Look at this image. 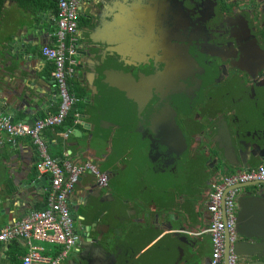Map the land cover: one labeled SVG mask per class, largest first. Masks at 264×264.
Instances as JSON below:
<instances>
[{"label": "flooded vegetation", "instance_id": "af4514ba", "mask_svg": "<svg viewBox=\"0 0 264 264\" xmlns=\"http://www.w3.org/2000/svg\"><path fill=\"white\" fill-rule=\"evenodd\" d=\"M181 2L182 7L173 8V0L136 1L134 22L138 46L141 47L139 39L143 38L139 30L153 31V56H145L142 63L131 68L136 75L145 70L153 74L142 76L135 82L138 90L135 98L130 95L128 86L121 82V96L125 99L131 97L136 104L137 122L120 121L115 128L112 126L114 132L117 129L114 134L111 128L109 136L112 145L109 158L114 156V163L108 166V170L99 167L106 174L105 184L99 186L95 176L91 186L82 185L80 178L87 175L85 171L68 195L67 208L75 243L59 264H121V253L129 255L125 246L118 242L125 233L122 219L127 216V208L124 207L134 201L126 196L130 185L122 174L125 176L129 170L138 173L143 168L140 151L147 144L150 155L154 146L164 142L168 144L164 129L173 134L172 119L176 120L187 138L188 149L182 155H187L185 171L190 167L196 168L200 163L207 183L230 171L248 167L249 140L255 135L264 138V102L253 99L249 93L254 79L249 72V29L233 27L232 20L228 19L247 0ZM4 4H1V9L5 8ZM175 33H179L177 38H174ZM243 35L246 39L238 41V36ZM255 69L252 66V70ZM263 76L264 71L259 77ZM176 94L181 95V100H174ZM164 100L165 103L170 102V108L166 107ZM157 103L162 105L155 107ZM154 107L155 111L151 113L150 109ZM127 113L128 110L125 114L128 119ZM252 118L259 125L251 132L249 124ZM224 120L230 124L237 141L239 151L236 156L225 149L224 137L220 136L219 132L224 134L226 128ZM226 139L225 136L224 141ZM170 148L168 146L169 152ZM158 149L164 151L157 146L152 158L155 164L164 160ZM230 156L233 161L229 160ZM169 160L173 167L174 158ZM250 162L258 163L254 158ZM208 187H205V194H200V199L203 194L206 200V208L211 191V186L210 189ZM170 211L166 207L159 209L152 221L159 223L165 219L163 229L170 226L172 218L180 219L182 216ZM181 213L188 214L185 211ZM211 219L212 214L207 209L208 225ZM155 232L160 236L158 228ZM210 240L212 242L211 236Z\"/></svg>", "mask_w": 264, "mask_h": 264}, {"label": "crops", "instance_id": "0c3cea01", "mask_svg": "<svg viewBox=\"0 0 264 264\" xmlns=\"http://www.w3.org/2000/svg\"><path fill=\"white\" fill-rule=\"evenodd\" d=\"M87 1L88 0L83 1L82 4L89 8L93 2L90 0L91 3L88 5ZM33 3H38L40 6L42 5V8L47 10L46 12L49 20H45L44 26L49 27L48 29H43L42 32V29H39L36 32V36L34 38L36 57L30 59L27 63H23L21 60L16 63L13 61L14 56H12L10 52L9 46L13 39L11 37L12 31L10 26H8V23L9 20L13 18L15 13L17 14L20 10L28 7L27 5ZM1 4H4L6 9L0 8V17L4 16L5 18L4 28L0 24V69L5 71L6 75L2 78V80L6 83L7 89L9 86H13L14 88L18 87L21 82L20 77H26L27 75L51 77L55 67L53 62L48 60L42 54V48L45 45H53L55 43L58 0H0V7ZM13 5L15 11H11ZM86 24H88L87 19L81 16L79 28L75 33L77 42L80 41L78 40L79 34L82 31L83 26ZM76 58L78 59V57ZM103 77V74H99L95 69V65L90 61L84 62L83 67L75 66L74 75L70 80L71 92L80 99L71 111L76 118L75 124L68 127L70 130L68 137H64L63 135L68 124L67 122L66 124L64 123L65 125L63 126L52 127L45 131V136L49 140L48 150L52 157L55 159H61V161H59L60 163H62L65 159L72 160L73 162H83L86 161L88 157L93 158L89 156L90 154L94 156V162H96L103 170H108L112 163H114V156L109 158V144L107 143L111 138L107 140V137L108 135H111L112 129L114 132L115 127L113 128L109 127L110 125H101L99 117V104L97 102L99 93L98 84L105 83ZM43 86L44 89H47V91L51 90L52 98L48 103H46V106H44V104L47 99L38 104L36 110L32 109L33 113L31 117L36 119L45 117L49 113L55 112L58 106V98L55 97L56 90L54 87L52 88L53 83L52 86L43 83ZM86 112L93 115L92 119H90L96 123L95 132L100 130L103 132V136L97 137L96 134H94L90 146L86 149L84 147L82 154H79V150L81 149L80 144L84 143L91 133V130H88L82 125V122L87 119L80 116V114H86ZM14 115H16V117L13 121H26L25 117L28 116V113L25 114L24 112H17ZM107 115L111 116V113L107 112ZM250 123L249 130L252 132L257 128L259 122L252 118L250 119ZM105 127H107V130L104 129ZM116 131L117 129H115L114 134ZM164 132H167L168 144L164 142V144L154 146L151 155L150 146L147 144L144 150H139L141 152L140 162L143 164V168L138 173H133L129 170L126 172L125 176L122 174L124 180L130 185V188L126 191V196L132 198L134 201L124 207V209L127 208V216L122 219V223L124 224L122 227L125 233L121 236L118 242L121 245L123 244L122 246H125L129 255L121 253V264H174V260L171 261L167 257V253L164 251L165 247L163 246L162 241H160V238L167 233V231L170 233L173 232L176 227H173L171 230H163V232H161V227L164 226L163 222L165 219L161 222L159 221V223H154L152 221L158 210L165 207L171 210L170 212L173 214H182L179 220L183 222V225L185 226V233L189 235L188 237L184 235L181 236L183 239L182 245L190 253V258H188L186 264H206L211 258L212 242L209 234L205 232L208 226L206 200L203 198V194L207 191L205 187L209 185L208 189H210V186H212L214 181H220L225 175L236 172L237 170L225 173L214 178L212 181H208L207 183V176L204 174V169H202V165L200 163L196 164V168L190 167V169L185 171L187 155L182 156L185 152L179 154L178 150L181 149L180 146L174 145L177 141L174 134L171 135L170 132L165 129ZM80 134H82V136H80ZM4 135L6 136L5 133ZM255 137L260 138L255 135L252 136V139ZM9 144H15V147L18 146L20 151L23 153H21V157L19 158L5 160L4 157H2L5 154L3 153L2 148H0V194L2 196L5 194V179L8 176L7 166L10 164L14 167L18 166V168L23 167L27 169L30 173H32L33 178L46 176V174H40L37 169L36 163L40 159V152L36 144L29 136L17 137L15 138V142H5L4 145ZM115 145L116 144L113 142V146ZM157 146L164 149V151L158 149L162 156L161 158H164V160L163 162L159 161L155 164V162L153 163L152 158L155 154ZM168 146H171L170 152L167 150ZM10 149L11 148H9V150ZM173 151L174 153H172ZM170 157H173L175 160L173 167L171 160H169ZM254 161H258V163H250L249 166L245 168L256 167L258 164L262 163L264 164V161L262 162L257 159H254ZM174 169L182 175L190 176L194 187L191 194L181 203L177 200V188L174 184H171L173 183L172 175ZM46 178V185H41L38 191L31 196L23 198L21 201H11L8 208L14 213L13 215L0 213V228L5 225L12 224L15 219L25 217L31 211L42 210L47 207L48 192L50 190L51 181L50 176H46ZM93 179L94 177L92 175L87 174L83 176L81 183L82 185L91 186L94 181ZM202 192L203 194L201 196L203 199H200V194ZM168 197H170V201L168 200ZM171 201L174 203H171ZM184 211L188 212V214L181 213ZM11 221L13 222L11 223ZM156 227H160V236H158L155 232ZM166 227L168 228L169 226L166 225L164 228ZM170 235H168V240L171 238ZM185 237H187L188 241L185 240ZM38 244L43 246L48 254L50 253L54 255L59 249V247L51 246L43 242H38ZM155 244H158L157 247H155ZM27 251L28 245L26 239L22 237L4 242V251L2 253L3 256L0 257V264H21L22 257L27 253ZM169 254H173V252H169L168 255ZM173 256L175 255L173 254Z\"/></svg>", "mask_w": 264, "mask_h": 264}, {"label": "water", "instance_id": "95a60500", "mask_svg": "<svg viewBox=\"0 0 264 264\" xmlns=\"http://www.w3.org/2000/svg\"><path fill=\"white\" fill-rule=\"evenodd\" d=\"M137 0H90L87 4L90 7L81 5V16L87 19V23L83 26L79 34L77 42L76 57H78V67H83L84 62L90 61L95 65L98 73L103 74L104 80L110 85H121V82L128 86L130 94L133 98L138 95L135 82L139 78L148 74H153L151 71H141L137 75L134 74L132 66H137L143 62V59L152 55L151 45L153 44L154 33L150 30H139L141 37L139 41L142 42L141 47L138 46L137 32L135 30L134 9ZM174 7H182L181 0H173ZM28 7L15 13L13 18L9 20L8 26L12 31V41L10 42V52L14 56L13 61L18 63L20 60L27 63L30 59L36 57L34 38L39 29H48L49 26H44V22L48 18L47 10L42 8L38 3L27 5ZM228 19L232 20V25L238 26L239 29H249V72L253 75V83L249 86V93L252 98L264 102V76L259 77L260 73L264 71V0H247V2L239 7V9ZM30 22V23H28ZM138 23H136L137 25ZM247 29V30H248ZM179 33H175L174 38H177ZM156 36V35H155ZM238 41H243L246 36H238ZM179 39V38H178ZM142 58V59H141ZM255 66V70H252ZM5 71L0 69V102L2 110L5 114L11 115L14 120L15 113H28L25 120L30 124L36 121V118L31 117L32 109L36 110L37 105L45 101L46 106L51 98V90L44 89L43 83L52 86L54 84V77H38L35 75H27L20 77V85L18 87L9 86L7 89L6 83L2 80L5 76ZM152 76V75H151ZM54 85L52 86V88ZM55 89V87H54ZM53 90V89H52ZM179 96V97H178ZM55 97L58 98L57 92ZM181 95L176 94L175 101L181 100ZM174 101V102H175ZM148 101L146 102V104ZM165 103V100L163 101ZM177 103V102H176ZM162 104L157 103L155 107ZM167 108H170V102L165 103ZM142 107V106H141ZM155 107L150 109V112L155 111ZM176 115V112H175ZM87 119L82 122V125L91 130L88 139L81 143L80 146H90L93 140V135L97 137L103 136L100 130L95 132L96 123L92 121L93 115L86 112L80 114ZM91 118V119H90ZM95 118V116H94ZM173 134L177 138L174 145L180 146L179 154L186 153L188 149L187 138L180 129L179 124L175 119H172ZM225 126L224 134L220 133L221 137H227V141L223 140L225 149L230 153L238 155L239 148L234 137L232 128L227 120H224ZM107 130V127L104 128ZM109 129V128H108ZM229 131V134H228ZM94 132V133H92ZM230 135V136H229ZM82 136V134H80ZM109 138V135L108 137ZM5 144V143H4ZM0 144L5 160L15 159L21 157L20 148L15 147V144L4 145ZM9 148H11L9 150ZM84 148L79 150L82 154ZM87 160L94 163L98 168V164L94 162V156L90 154ZM232 156L229 157L233 161ZM251 158L259 161H264V138L262 143L254 146L249 140V164L252 162ZM58 162L61 159H56ZM77 162V161H76ZM82 162V161H78ZM8 167V176L5 179V196L0 194V213L13 215V211L8 208L12 200L17 202L23 198H27L38 191L41 185H46V176L34 177L27 169L12 166ZM87 174L95 175L88 171ZM83 179V176L80 178ZM99 186H101L99 184ZM238 195L236 198L237 206V220L236 230L238 240L235 243V250L238 255V264H264V182L255 181L248 182L238 186ZM101 195V194H100ZM102 199V197H100ZM16 220V219H15ZM178 218H172L171 224L167 228L161 227V232L171 230L176 227L173 232L167 231L161 238L164 251L167 257L173 261L174 264H186L190 253L182 245V235L189 236L185 233V226ZM13 221H11L12 223ZM157 230V227L155 228ZM159 230V228H158ZM183 231V232H182ZM206 232V231H205ZM171 235H170V234ZM161 234V233H160ZM170 240H168L169 236ZM187 237H185L187 239ZM167 242V243H166ZM227 251L225 253V264L228 263L229 255V240H226ZM158 245V244H157ZM155 244V247H157ZM4 242H0V257L3 256ZM173 252V254H169Z\"/></svg>", "mask_w": 264, "mask_h": 264}, {"label": "built area", "instance_id": "2783aa9c", "mask_svg": "<svg viewBox=\"0 0 264 264\" xmlns=\"http://www.w3.org/2000/svg\"><path fill=\"white\" fill-rule=\"evenodd\" d=\"M83 1L85 0H58L55 43L42 48V54L53 62L55 67L52 73L53 85L58 95L57 110L30 124L26 121H13L3 112L0 102V144L15 142L17 137L29 136L40 152V159L36 163L37 169L40 174L50 176L51 181L48 205L45 209L31 211L25 217L0 228V242H8L19 237L26 239L28 251L22 257L21 264H59L75 243L73 223L67 208L68 195L85 171H91L98 178L100 185L106 182V174L88 160L73 162L65 159L62 163L58 162L51 156L48 150L49 140L45 136L47 129L64 125L74 105L80 100L71 92L70 80L74 75L75 66L78 65V59L75 57L77 52L75 33L80 23V7ZM69 134L70 130L66 127L63 135L68 137ZM255 181L264 182L263 163L227 174L222 180L212 183L207 205L212 219L205 230L212 238V253L206 264H225L227 239L228 263L238 264L235 250V243L238 240L237 187ZM38 242L59 249L54 255L48 254Z\"/></svg>", "mask_w": 264, "mask_h": 264}, {"label": "rangeland", "instance_id": "374dc122", "mask_svg": "<svg viewBox=\"0 0 264 264\" xmlns=\"http://www.w3.org/2000/svg\"><path fill=\"white\" fill-rule=\"evenodd\" d=\"M11 11H15L14 5L11 8ZM0 24L5 26V18L4 16L0 17ZM2 28V29H3ZM98 104H99V117H100V123L103 126L109 127H116L119 125L118 121H136V115H135V102L131 97H128V99H125L121 96V89L122 87L120 85H112L108 84L106 81L105 83L98 84ZM131 95V94H130ZM126 110H128L127 115L129 116L128 119L125 117ZM107 112L111 113V116L107 115ZM138 114V113H137ZM137 122V121H136ZM132 127V126H131ZM263 138H257L251 139L252 145L256 146L260 143H262ZM109 144V150L112 147L111 140L107 142ZM106 152V150H105ZM172 181L175 187L177 188L176 195L177 200L181 203L183 202L193 191V183L192 178L187 175H182L174 169L173 175H172ZM168 200L170 201V197H168ZM171 203H174L171 201ZM177 203V202H176ZM178 204V203H177ZM176 204V205H177Z\"/></svg>", "mask_w": 264, "mask_h": 264}, {"label": "trees", "instance_id": "16d2710c", "mask_svg": "<svg viewBox=\"0 0 264 264\" xmlns=\"http://www.w3.org/2000/svg\"><path fill=\"white\" fill-rule=\"evenodd\" d=\"M75 119H76V118L74 117V115H73L72 113H70L69 117H68L67 120H66V122L68 123V124H67V127H69L70 125L73 126V125L75 124ZM66 122H65V124H66ZM65 124H64V125H65ZM258 165H259V164H258ZM258 165H257V166H258Z\"/></svg>", "mask_w": 264, "mask_h": 264}]
</instances>
